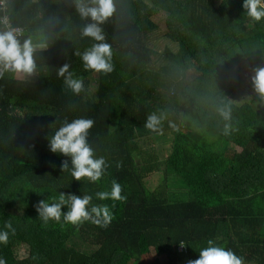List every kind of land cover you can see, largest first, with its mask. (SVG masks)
Returning a JSON list of instances; mask_svg holds the SVG:
<instances>
[{
  "label": "trees",
  "instance_id": "1",
  "mask_svg": "<svg viewBox=\"0 0 264 264\" xmlns=\"http://www.w3.org/2000/svg\"><path fill=\"white\" fill-rule=\"evenodd\" d=\"M84 3L95 6L92 0ZM113 3L115 12L100 25L115 66L109 75L84 71L75 56L97 43L82 37L85 24L93 21L80 16L76 3L8 0L5 11L0 7V32L7 30L6 15L11 26L23 30L21 43L45 45L33 53L37 78L6 72L0 80V232H9L8 242L0 243V259L6 264H189L212 240L243 264H264V104L257 94L231 101L244 82L241 64L254 74L264 68V21L247 15L244 0ZM158 13L166 19L163 43L152 20ZM65 63L84 79L79 96L56 75ZM221 108L231 109L230 121L222 118ZM149 113L160 118L163 135L144 127ZM77 118L94 121L88 144L94 158L106 161L95 183L74 180L70 158L50 150L48 137ZM64 160L69 169L63 173ZM160 172L167 175L152 190L148 179ZM173 179L184 187H171ZM113 181L126 197L115 207L111 199L96 196L111 191ZM61 193L91 196L89 208L108 205L111 223L106 228L63 219L45 224L35 206L58 201ZM9 222L14 234L5 228ZM22 248L28 254L18 259Z\"/></svg>",
  "mask_w": 264,
  "mask_h": 264
},
{
  "label": "clouds",
  "instance_id": "2",
  "mask_svg": "<svg viewBox=\"0 0 264 264\" xmlns=\"http://www.w3.org/2000/svg\"><path fill=\"white\" fill-rule=\"evenodd\" d=\"M95 6H89L84 0H76V10L83 19L91 18L92 23H87L81 31L82 37L91 38L94 43L91 48L84 52H75L82 62V68L86 72H95L96 74L109 75L115 70L112 63L111 46L105 41L103 29L100 25L104 24L115 12L113 0H92ZM243 8L246 13L256 22L264 21V0H244ZM4 23L7 25V20ZM20 29L12 28L8 25L7 30L0 32V78H3L6 72L26 74L32 76L36 70V64L33 59L35 51L31 39L23 40L21 43L18 38L21 35ZM58 78H62L64 87L72 94L79 96L85 91V82L83 77H77L71 69L70 64L65 63L56 69ZM255 92L259 96V101L264 104V68L255 70V76L252 78ZM220 115L225 121L231 120V109L221 108ZM94 126V121L87 118H77L71 121H65L58 130L48 139L50 150L53 153L70 158L71 175L74 180L81 181L88 178L95 183L101 180L106 169V161L103 157L94 158V151L88 144V135L90 129ZM175 129V125H169ZM144 127L151 132L163 135L161 120L155 113H149L146 117ZM178 131V129H176ZM231 125L226 123L224 134L228 135ZM69 169V161L64 160L61 170L64 173ZM100 200L111 199L115 202L126 200L122 195V186L113 181L111 191L96 193ZM67 197V198H66ZM92 197L89 195L78 196L75 194L65 195L61 193L58 201L49 203L41 200L35 206L39 214V219L45 224L49 221L70 223L73 226H79L83 222L90 221L99 227H108L113 219V214L108 205H92L89 208ZM68 205V211L65 213L62 209ZM6 229L13 232L11 223L5 225ZM9 240V232H0V243L6 244ZM208 247L202 249L199 258L189 261V264H243L242 258L238 257L233 251L214 246L213 241L209 240ZM184 247L183 243L180 244ZM0 264L6 262L0 259Z\"/></svg>",
  "mask_w": 264,
  "mask_h": 264
},
{
  "label": "rangeland",
  "instance_id": "3",
  "mask_svg": "<svg viewBox=\"0 0 264 264\" xmlns=\"http://www.w3.org/2000/svg\"><path fill=\"white\" fill-rule=\"evenodd\" d=\"M221 0H217V3H219ZM67 3H71L75 4L76 0H67ZM153 22L157 25V30H156V35L161 38L164 37L166 32H167V28H166V19L164 14L162 13H158L156 14L153 18H152ZM155 39L151 38V42L153 44H155ZM160 41L163 43L162 38L160 39ZM34 42V41H33ZM33 47L35 50H44L45 49V45L42 43H39L37 45L33 44ZM174 50H176L177 48L173 47ZM241 68H244V70L242 71V78H243V84L239 87L238 90H236L234 92V95H232L231 97V101H233L234 103H241L244 102L246 100H252L255 96H256V92H255V88H254V84L252 82V78L255 76L254 73L251 72V70L249 68H247L246 64L243 63L241 64ZM38 76V72L35 71L34 75L32 76H28L26 74H19L18 73V78L19 79H26L28 77H32V78H37ZM188 127L187 129L189 130H193L194 129V124L191 122V120L187 119L186 120ZM156 141H154L155 143ZM161 152L163 154V157L165 158V160L168 157L169 154V146H166L164 148L161 149ZM166 173L165 172H160L158 174H154L152 175L149 179H148V186L152 189L155 190L158 185L160 183L163 182L164 178L166 177ZM173 178V177H172ZM171 187L173 188H183L184 186L182 184H179L177 180L173 179L170 183ZM181 251H183V248H181ZM28 252L27 249L22 248L18 254L16 255V257L18 259H22L25 258L27 256ZM156 256L153 255L151 257V260H155ZM164 264H166V262H163Z\"/></svg>",
  "mask_w": 264,
  "mask_h": 264
},
{
  "label": "built area",
  "instance_id": "4",
  "mask_svg": "<svg viewBox=\"0 0 264 264\" xmlns=\"http://www.w3.org/2000/svg\"><path fill=\"white\" fill-rule=\"evenodd\" d=\"M7 1L8 0H0V7H1V10L2 11H5L6 10V8H7ZM5 19L7 20V25L4 23V21H5ZM2 22H3V24L4 25H6V27H8V25H10V23H9V18L5 15L3 18H2ZM11 26V25H10ZM12 28H14L13 26H11ZM17 29H20V31H21V35L18 37L19 39L20 38H22L23 37V30L21 29V28H17ZM5 75V74H4ZM2 78H0V80H1Z\"/></svg>",
  "mask_w": 264,
  "mask_h": 264
}]
</instances>
